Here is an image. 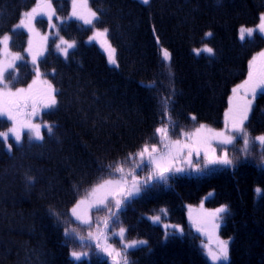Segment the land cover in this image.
Returning <instances> with one entry per match:
<instances>
[{
    "label": "trees",
    "instance_id": "1",
    "mask_svg": "<svg viewBox=\"0 0 264 264\" xmlns=\"http://www.w3.org/2000/svg\"><path fill=\"white\" fill-rule=\"evenodd\" d=\"M35 3L0 0V38L11 35L17 53L24 51L27 35L15 25ZM90 4L96 27L108 30L118 66L111 68L99 48L86 43L88 28L76 21L63 24L62 35L75 49L67 60L51 51L39 65L57 92L56 106L46 115L51 134L44 131L42 142L24 141L12 152L0 139V264H74L71 253L82 250L91 252L79 264H109L99 250L74 237L72 208L91 189L117 178V168L130 167L145 146L159 145L157 128L167 127L176 138L198 125L220 130L232 89L247 80L249 61L264 43L259 36L244 43L238 37L241 27L258 24L264 0ZM66 5V0L55 2L60 16L68 15ZM205 45L213 54L195 55L193 50ZM161 47L171 53L170 66ZM20 69L24 87L33 73L26 64ZM251 76L264 77V58ZM249 89L244 91L252 95ZM256 93L246 126L250 140L245 150L236 149L237 165L174 175L167 185L147 191L145 186L114 212L127 239L146 242L127 252L126 264H211L204 240L186 222L187 207L209 195L204 204L212 210L227 206L219 235L230 243L228 264H264V168L251 157L259 153L252 140L264 135V88ZM30 109L31 102L24 104L19 117ZM8 124L0 118V132ZM242 151L248 158L242 159ZM98 210L93 208L94 215L106 214Z\"/></svg>",
    "mask_w": 264,
    "mask_h": 264
},
{
    "label": "rangeland",
    "instance_id": "2",
    "mask_svg": "<svg viewBox=\"0 0 264 264\" xmlns=\"http://www.w3.org/2000/svg\"><path fill=\"white\" fill-rule=\"evenodd\" d=\"M55 1L56 0H36V4L33 6V8L36 7H40L41 8V12L42 13H47V14H51V12L54 11L55 15L52 16V20L49 21L48 20V15L47 14H41L36 16L30 24L31 27V31L29 30V27H25V24L29 23L28 17L26 16V13L31 12V10L33 8H31L29 11L24 12V14L22 15L20 21L17 23V25L15 26L14 30L15 31H23L26 35H27V40H26V46L25 49L22 53H17L15 52L12 48H11V35H7L9 36V41H8V46H7V50H5L4 44H3V37L0 38V65H4L7 63H12L14 65V68H9L8 72L11 73L13 79L11 82L5 80L4 83H8V89L4 88V83H0V91H11V92H16L18 89H25L26 93H24L23 95H31L34 96L38 103V110H37V114L34 115H27V116H22L19 117L18 119L21 121H26L28 119L31 120L32 124H39L40 128H41V136L44 137V131H47V127L46 126H50L52 128V124L50 123L49 120H47L46 115L47 113L51 112L52 110H54L55 106L53 107H44L43 103H39V101L45 100L47 97V94L49 92L48 89V85L51 84L52 88L55 90L52 81L50 79V76H47V74H45L44 72L41 71L40 68V62L49 54V51H53L55 54L61 56L63 59L67 60V58H65V56L63 55V53L60 51V49L56 48V44L60 43V39L63 38L65 41H67L63 35H62V27H63V23H67V22H71V21H77L79 23H81L84 27L88 28L90 30V35L88 36L86 43L87 44H93L96 45L99 50L104 54V56L106 57L107 63L111 68H116L118 66V62H117V55L116 52L113 53V58L116 60V64H110L108 61V56H109V45L111 46L112 49L113 46L110 43L109 37H108V31L106 34V37H99L96 40H93L92 37L95 35L96 31H103V29L97 28L96 27V21H94V23L92 25H87L84 24L82 20H78L76 17H74L72 15L73 12V0H68L67 1V9H68V15L63 17L60 16L59 14L56 13V9H55ZM139 1V0H137ZM150 1V0H149ZM50 2L52 5L51 10L46 9L43 7V5L45 3ZM84 3L87 4L88 9H90L91 11H93L91 4H90V0H76V11L78 13H84L85 15H87L88 9H84L81 7V5H83ZM63 7L65 8V4H63ZM23 21V23H21ZM261 22V21H260ZM260 22L255 26V27H242L243 29H245L243 36L244 38L241 39V28L239 29V33H238V37L239 40L241 42H246V41H251L253 40L256 36H260L261 38L264 39V33H261L259 31V24ZM52 25H55V27H53ZM248 29H253V34L251 37L248 36L247 30ZM69 43H73L70 41H67ZM74 47L72 49L68 50V53L70 54V52L75 48V43ZM67 45H60V48H66ZM211 48L207 45L198 48L196 50H200L199 55L200 54H205V55H210L206 52L203 51L204 48ZM106 49H109V51H106ZM167 51L169 54L170 52L161 47V56L162 59L164 60L165 63L170 64V60H166L164 58V52ZM264 51V49H262L261 51L255 53L252 58L249 61L248 64V70H249V75L252 72V69L254 68L255 63L260 59L259 57V53ZM42 52V55H38L37 56V65H33L32 63V57L33 55ZM19 54L21 57H23V59L21 60H13V56ZM68 54V56H69ZM213 54V53H212ZM32 70L33 73V78L30 81L29 84H27L24 87L19 86L20 82H21V74L24 73V71L22 72V69H20V66L25 65ZM39 67V77L36 74V67ZM20 72V73H19ZM7 75V73H6ZM248 75V78H249ZM247 78V80H248ZM246 80V81H247ZM35 81V83H34ZM245 82L240 83L238 85H236L233 89H237L236 92L231 91V94L228 97V105L227 108L224 112V118H223V128L217 131H227L226 129V113L228 114L227 116V128L230 129L231 127V118L232 116L235 114L238 106H242L246 101L251 100V105H250V111L248 113V119L245 121V129H246V125L248 123V120L251 116L254 104H255V100H256V94L255 96L249 95L247 92L244 91V88H240V85H243ZM31 86V87H30ZM56 90L54 92L55 98H56ZM57 100V98H56ZM229 109H232V111L230 112ZM31 110V109H30ZM0 118H5V120H7L9 122V126L5 131H1V132H8L9 136L8 139L5 140L3 137H0V139L5 143L6 148L9 152H12L14 150L15 147L20 146L24 141H28V142H32V143H40L42 142L43 139H36L34 132H30L28 128H23L21 130V141L16 142L14 139V135L9 131L10 128L13 126V121L8 120L6 116H0ZM206 128H210L212 129L210 126L205 125ZM200 125L196 126L195 129L190 132L193 133L195 132V130L197 128H199ZM233 135L235 136H239V134L237 133H233ZM160 138L162 139L161 135L159 134ZM169 136V135H168ZM169 139L174 141L179 139L182 143H191V141L187 138V137H180V138H176V137H172L169 136ZM247 139H249L248 135H247ZM255 139H253L252 141H254ZM256 146H258V151L259 153L254 154L253 156H251L252 158H255L254 162H256L259 167L264 168V146H261L259 144L258 141H256V143H252ZM245 143L243 139H236L234 140V142L232 144H227V145H220V144H216L215 142H213L210 145V150H209V156L215 155L217 158L223 157L226 153L227 158L230 159L232 161L231 165H210L208 164V160L205 158L204 155V150L201 149L199 155L197 156V154L195 152H193L191 157H188L187 155V149L184 150V152L181 154L182 155V160H176L173 162V173L169 174V175H194V176H198V175H202L205 174L206 172H208L211 169L214 168H218V167H233L235 165L238 164L239 160L238 157L239 155H237L236 149L241 148V150H245ZM149 148V150H151L152 147H156L157 148V153H153V155H158L160 152H162L164 150L163 148V144L160 143L159 145H154V146H147ZM211 149H215V152L213 153L211 151ZM143 150V149H142ZM141 150V151H142ZM140 152V151H139ZM242 155V159H246L248 157H245L243 154V151L241 152ZM250 157V156H249ZM191 160L192 163L191 165H189L187 163L188 160ZM144 160H147V154L144 157ZM138 164H141V158L137 155V157L135 158V160L133 161L132 165L130 167H127L126 169L123 170V172H121V174L115 178V179H108V180H119L121 179V177H123L124 180V188H125V192L121 193L120 195L116 196L115 198H109V202L108 205L111 208V211H109V206L105 207V206H98V207H92V208H87V204L89 202H91V200L94 198L92 193L93 190L96 188L94 187L93 189H91V192L89 193L88 197L86 199H82L84 200L86 203L84 205L81 206L80 209H78V213H82L85 209H87V215L88 218L91 221V224H82L79 220L76 219V217L73 215L72 220L74 218L76 224H72L74 225V230L73 234L74 237L81 241V237H83V241H81V243H85L89 248H94L99 250L100 254L103 256L104 259L107 260V262L109 264H124V257H125V252L127 253L129 250L135 249V248H125V245H131L133 242H137L138 247L141 246L139 245V240H130L127 239L125 232L123 235V239L120 238L119 235H114L118 234L120 232V228H124L123 225L120 224V227L117 228V224H119L118 222L114 223V220H117L116 216H112V213L118 211L115 207V199H121L123 200L124 196H126L128 193H132V195L128 196V199L130 198H134L140 195L141 190L143 187L152 184L155 181V177L153 176V170L149 167L148 171H145V166L141 165V167H137ZM207 166V167H206ZM176 167H182L184 168V171L181 173H175V168ZM143 168V170H141ZM136 177L137 183L134 186L133 185V177ZM151 177V178H150ZM104 183V182H103ZM102 183V184H103ZM139 188L140 191L137 194L136 193V188ZM212 195H209L208 197L204 198V201L197 206H188L187 207V211H186V222L187 225L199 236L202 237V239L204 240L203 245H204V249L206 252V256L209 260V262L211 264H214V262L211 260V257L208 256V252L211 251L213 253H217L218 249H219V241L223 240L220 235H219V230L221 227V219L217 220V223L219 224L218 228L213 229L210 225H201L200 220L202 217H205L207 213L209 212H214L215 210H212L211 208H209L206 204H204V202L206 200H208ZM93 208H96L99 210H105L106 214H103V216L100 218L99 215H94L95 211H93ZM98 210V211H99ZM100 218V219H99ZM211 219V218H209ZM105 220L108 221V228H105ZM197 228H201V231H197ZM89 233H91V236L89 235ZM105 237H107V239H105ZM225 241V240H223ZM210 246V247H208ZM105 248H108V251L112 252V255L108 254V251H105ZM137 248V247H136ZM230 243L228 241V260L226 262L224 261H219V262H215V264H228L229 262V258H230ZM73 252H77L81 254V260L88 258L89 254H90V250H82V251H73ZM116 252H120L121 255L119 257L116 256ZM71 259L73 260L74 264H77V262L75 261V259L71 256Z\"/></svg>",
    "mask_w": 264,
    "mask_h": 264
},
{
    "label": "snow or ice",
    "instance_id": "3",
    "mask_svg": "<svg viewBox=\"0 0 264 264\" xmlns=\"http://www.w3.org/2000/svg\"><path fill=\"white\" fill-rule=\"evenodd\" d=\"M139 2L143 4H148L149 0H139ZM44 8L51 10L52 5L50 2L45 3L43 5ZM82 8L88 9V6L86 3L81 5ZM41 14H47L42 13L41 8L38 6L36 8H33L31 12L26 13V16L28 17L29 23L25 24V27H29V30L31 31V21L38 15ZM48 15V20H52V16L55 15L54 11L51 12V14ZM72 15L76 17L78 20H82L84 24L92 25L95 20L98 19L97 13L94 11H91L88 9L87 15L84 13H78L76 11V0H73V12ZM260 24L258 26L259 31L261 33H264V15L260 17ZM23 23V21L21 22ZM55 27V25H52ZM107 29H104L101 31H96L95 35L92 37L93 40L98 39L99 37H106ZM241 39L244 38L243 33L245 29L241 28ZM248 36L251 37L253 34V29L247 30ZM212 34L207 33L206 37H210ZM9 41V36L5 35L3 37V44L5 47V50H7ZM60 45H67L66 48L61 49ZM74 47L73 43H69L65 41L63 38L60 39V43L56 44V48L60 49V51L63 53L65 58L68 57V50L72 49ZM109 56L108 61L110 64L115 65L116 60L113 58V53L115 52V49H112L109 45ZM109 49H106V51H109ZM197 55H199L200 50H193ZM204 52L208 54L213 53L212 48H204ZM43 53H37L33 55L32 57V63L33 65H37V56L42 55ZM260 58H264V51L259 53ZM164 58L166 60H170V54L165 51L164 52ZM23 57H21L19 54L13 56V60H21ZM9 68H14V65L12 63H7L4 65H0V83H4L5 80L11 82L13 77L11 73L8 72ZM7 73V75H6ZM36 74L39 77V67H36ZM35 83V81H34ZM250 85V91L252 92L253 96H255V93L257 89L264 88V77H261L258 80H253L251 74L249 75V80L245 81L243 85H240V88H246ZM8 83H4V88L8 89ZM31 87V86H30ZM151 87V86H146ZM49 92L47 94V97L45 100L39 101V103H43L44 107H53L56 105L57 100L55 98L54 92L55 90L52 88V85H48ZM234 92L237 91V89H233ZM26 93L25 89H18L16 92L11 91H0V116H6L8 120L13 121V126L10 128V132L14 135V139L16 142L21 141V130L23 128H28L30 132H34L36 139H43L41 136V128L39 124H32L31 120L28 119L26 121H21L18 119V117L21 114V108L24 104H27L31 102V114H35L36 106H37V99L34 96L31 95H23ZM250 105L251 100L246 101L242 106H238L235 114L231 118V127L230 129L227 128V116L226 113V129L227 131H215L210 128H206L205 125H200L199 128L195 130L193 133H186V137L191 141V143H182L179 139L177 140H170L168 136V128L167 127H160L156 129V133L160 134L162 139L161 143L163 144L164 150L160 152L158 155H153V153H157V148L152 147L151 150L147 146L143 148L142 151L138 152V156L141 158V164H138L137 167H141V165H144L146 167H149L153 170V176L155 177V183L152 185H147L145 187V191L148 190L149 187H156L160 185H167L168 181L170 179H174V175H169L173 173V162L176 160H182V153L185 149H187V155L188 157H191L193 152L199 155L201 149L204 150L205 158L208 160V164L210 165H231L232 161L227 158V155L223 157L217 158L215 155L209 156V150L210 145L215 142L216 144L220 145H227L232 144L234 140L236 139H243L245 145L247 146L249 143V140L247 139V131L245 129V121L248 119V113L250 111ZM231 112L232 109H229ZM192 119H195V116L192 117ZM49 134L52 132V128L50 126H46ZM174 130V125H173ZM233 133L239 134V136L233 135ZM9 133L8 132H0V137H3L5 140L8 139ZM256 141L259 142L261 146H264V135H261L259 137H256L252 143H256ZM211 151L214 153L215 149H211ZM147 154V160H144L145 155ZM189 165H191L192 161L189 159L187 161ZM207 167V166H206ZM143 170V168L141 169ZM117 172H123L122 168H117ZM175 173H181L184 171V168L182 167H176ZM151 178V177H150ZM29 183H34V181L29 178ZM137 183L136 177H133V185L135 186ZM140 189L136 188V193L138 194ZM125 192L124 188V180L123 177L119 180H106L103 184L98 185L93 190V199L91 202L87 204V208L92 207H98V206H105L108 207L109 198H115L116 196L120 195L121 193ZM132 195V193H128L126 196H124L123 201L121 199H115V207L117 210L120 209L122 202L127 203L128 202V196ZM86 202L84 200H81L79 203L76 204L75 207L72 208V214L76 217L77 220H79L82 224H91L90 219L87 215V209H85L82 213H78V209L81 208L82 205H84ZM109 211H111V208L109 207ZM163 211V210H162ZM227 211V206H221L220 208L216 209L214 212H209L206 214L205 217H202L200 220L201 225H210L213 229L218 228L219 224L217 223V220L220 219V214L225 213ZM112 216H116V213H112ZM211 218V219H209ZM154 221H158L159 217L153 218ZM118 222L117 220H114V223ZM105 228H108V221L105 220L104 222ZM167 227V226H165ZM73 231H75L73 229ZM197 231H201V228H197ZM125 229L120 228V232L118 234L121 239H123ZM67 235V233H66ZM91 236V233H89ZM175 235V233H173ZM81 241H83V237L80 238ZM107 239V237H105ZM146 242L141 241L139 242V245H143ZM138 247L137 242H133L131 245H125V248H136ZM210 247V246H208ZM105 251H108V248H105ZM109 255H112L111 251H108ZM121 255L120 252H116V256L119 257ZM127 253L125 252V256ZM71 256L75 259L77 264L81 261V254L77 252H72ZM208 256L211 257V260L214 262L224 261L226 262L228 260V241H219V249L217 253H213L211 251L208 252ZM126 264V262H125Z\"/></svg>",
    "mask_w": 264,
    "mask_h": 264
},
{
    "label": "bare ground",
    "instance_id": "4",
    "mask_svg": "<svg viewBox=\"0 0 264 264\" xmlns=\"http://www.w3.org/2000/svg\"><path fill=\"white\" fill-rule=\"evenodd\" d=\"M19 21H20V20H19ZM16 25H17V24H16ZM16 25H15V26H16ZM206 62H207V61H206ZM205 64H206V63H205Z\"/></svg>",
    "mask_w": 264,
    "mask_h": 264
}]
</instances>
